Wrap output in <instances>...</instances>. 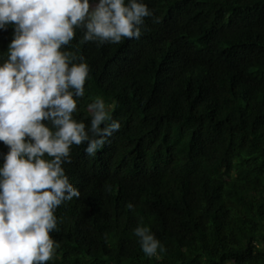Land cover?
Masks as SVG:
<instances>
[{
  "label": "trees",
  "instance_id": "16d2710c",
  "mask_svg": "<svg viewBox=\"0 0 264 264\" xmlns=\"http://www.w3.org/2000/svg\"><path fill=\"white\" fill-rule=\"evenodd\" d=\"M145 2L161 23L138 40L62 47L91 69L75 117L102 98L121 128L95 157L72 146L80 197L47 264H264V0ZM138 224L166 250L145 255Z\"/></svg>",
  "mask_w": 264,
  "mask_h": 264
},
{
  "label": "clouds",
  "instance_id": "9594fccd",
  "mask_svg": "<svg viewBox=\"0 0 264 264\" xmlns=\"http://www.w3.org/2000/svg\"><path fill=\"white\" fill-rule=\"evenodd\" d=\"M146 19L161 23L145 0H0V30L13 28L0 63V264L52 260L55 211L80 197L64 167L72 146L95 157L121 128L102 98L88 105L90 122L75 117L91 69L62 47L76 30L80 43L138 40ZM134 235L149 258L166 250L142 224Z\"/></svg>",
  "mask_w": 264,
  "mask_h": 264
}]
</instances>
